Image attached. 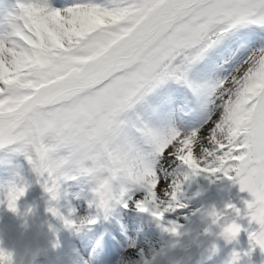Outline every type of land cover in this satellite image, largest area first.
I'll list each match as a JSON object with an SVG mask.
<instances>
[{
  "label": "snow or ice",
  "instance_id": "snow-or-ice-1",
  "mask_svg": "<svg viewBox=\"0 0 264 264\" xmlns=\"http://www.w3.org/2000/svg\"><path fill=\"white\" fill-rule=\"evenodd\" d=\"M0 150L53 199L61 173L114 176L118 204L143 189L137 209L159 220L185 181L223 173L264 230V0H15L0 17Z\"/></svg>",
  "mask_w": 264,
  "mask_h": 264
},
{
  "label": "rangeland",
  "instance_id": "rangeland-1",
  "mask_svg": "<svg viewBox=\"0 0 264 264\" xmlns=\"http://www.w3.org/2000/svg\"><path fill=\"white\" fill-rule=\"evenodd\" d=\"M14 2L0 0V17ZM53 3L60 7L71 4V0H53ZM204 131L201 134L207 135ZM86 163L90 166V162ZM43 180V177H37L23 156L9 159L6 150H0V250L12 255V264H96L74 253L75 248L80 247V241L84 245L87 243L89 250L105 251L107 245H99V242L109 241L116 247L133 233L144 239L159 233L163 247L159 257L152 262L136 251L129 254L127 264H229L234 251L240 254L237 264H264V251L258 246L253 247L249 239L251 232L259 230V225L255 221L249 223L250 217L246 215L245 201L250 202L252 197L223 173H201L185 181L177 197L183 207L165 213L162 220L137 209L136 201L146 194L143 189L133 188L128 193L127 207L116 204L104 216L99 215L91 204L94 184L90 178L62 182L59 202L50 199ZM12 182L26 188L24 196L17 202L18 212L11 211L5 199V186ZM213 207L242 226L238 238L231 243L218 235V227L213 226L211 233L205 232L209 221L204 214ZM52 208L66 219L93 217L96 222L79 232L73 231L53 214ZM173 224L178 226L175 234L165 230ZM213 244L218 248L215 253L210 250ZM107 263L116 264V259L110 258Z\"/></svg>",
  "mask_w": 264,
  "mask_h": 264
},
{
  "label": "clouds",
  "instance_id": "clouds-1",
  "mask_svg": "<svg viewBox=\"0 0 264 264\" xmlns=\"http://www.w3.org/2000/svg\"><path fill=\"white\" fill-rule=\"evenodd\" d=\"M79 177L90 178L91 182H93L94 184V187L91 189L93 193L91 204L94 205L99 215H104V216L108 215L111 212V210L115 207V205L118 204L116 195L112 188V180L115 179L114 176L99 178V177L93 176L90 172L85 173L83 175L77 173L75 176H69L67 173H61L60 176L58 177L57 185H56V199H53L52 195L47 191L50 195V199L53 201L59 202L61 183L69 179L74 180ZM23 186L24 185L18 184L16 182L9 183L5 186V199H6L8 207H9L10 201L12 202L15 210H12L11 208L9 209L13 212H18L17 202L25 194L26 189L22 195H17V192ZM227 207H233V206L228 205ZM247 207H250V205ZM50 210L53 212L54 215L59 216V218L62 219L65 224L66 218L61 216L57 209L52 208ZM239 214L240 213L237 210L236 215L239 216ZM204 215L206 219L209 221V224L207 228L205 229V232L211 233V229L213 226L218 227L220 229V232L218 233V235L228 243H231L232 241L236 240L240 232L242 231V226L238 224L236 220L227 219L225 217V213L217 211L214 207L207 210ZM246 215L250 217L249 223H251L252 221H255L258 225L261 223L260 218L257 217L255 213H251L247 211ZM67 220H70L73 223L71 226H67L66 224L65 226L72 229L73 231L79 232L82 229H84L87 225L93 223V221H95V218L77 217L74 220L73 219H67ZM249 239H252L254 242L257 243V245L261 242H264V230H261L260 232H256V231L251 232L249 234ZM210 250L212 253H215L216 251H218V248L215 244H213ZM0 253L3 254L4 259L10 260L12 264V255L10 253L4 250H0ZM239 258H240V254L234 251L232 253V257H231L229 264H237Z\"/></svg>",
  "mask_w": 264,
  "mask_h": 264
},
{
  "label": "bare ground",
  "instance_id": "bare-ground-1",
  "mask_svg": "<svg viewBox=\"0 0 264 264\" xmlns=\"http://www.w3.org/2000/svg\"><path fill=\"white\" fill-rule=\"evenodd\" d=\"M205 131L207 134L208 129ZM128 233L130 234L131 232L129 231ZM157 234L159 233H155L153 236L151 235L150 237H146L144 239L140 238L138 234L133 233L132 235L130 234V237L128 236L129 238L127 237L126 239L122 240L120 245H116V247L111 246V242L109 241L99 242V245H107V251H99L98 248H96V251H94V249L89 250L90 248L87 247V243L84 245L83 241H80V247L75 248L74 253L77 254L78 257H85V259L90 263L109 264L107 262L110 261V258H112L116 259V264H127L129 254H134L136 251H138L139 253L146 255L145 257L147 261L152 262L153 259H157L159 257L160 251L163 247V244L159 239L160 234ZM118 260H120V262ZM132 260L135 261L134 259ZM114 261L115 260H113V263ZM130 264H142V262Z\"/></svg>",
  "mask_w": 264,
  "mask_h": 264
}]
</instances>
